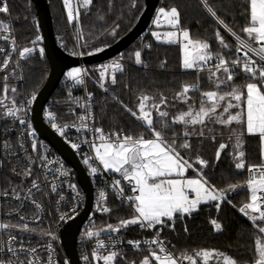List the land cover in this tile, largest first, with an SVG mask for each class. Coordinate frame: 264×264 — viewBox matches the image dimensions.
I'll return each mask as SVG.
<instances>
[{"label": "trees", "instance_id": "16d2710c", "mask_svg": "<svg viewBox=\"0 0 264 264\" xmlns=\"http://www.w3.org/2000/svg\"><path fill=\"white\" fill-rule=\"evenodd\" d=\"M47 1L56 42L64 50H69L71 40L61 4L58 0ZM8 4L20 45L22 47L32 45V39L40 34L33 4L30 0H8ZM205 5L212 8L216 13L215 17L208 12ZM173 7L179 13L180 22L177 28L187 30L194 41L209 44L208 51L212 58L208 62L213 64V67L199 71L184 69L180 43L157 40L152 35L153 32L147 33L117 54L124 60L119 73L105 75L101 80L96 71H90L87 88L92 99L94 124L110 133L150 138L153 136L152 129L129 111L131 109L138 113L140 98L145 95L150 97L147 104L152 112L153 128L162 130L168 143L175 140L176 150L191 165L188 167V175H198L212 188L224 192L220 202L202 204L191 214L181 216L177 213L172 220L164 221V235L170 239L174 253L180 258L191 257L196 264H201L196 259V254L202 248H212L226 254L235 261V264L243 261L257 264L259 259L257 242L263 244L264 241L260 239L255 222L239 209L249 203L248 169L263 165L260 136L249 135L245 131V126L237 122H232L228 126H220L208 119L203 124L195 125L175 122L176 116L189 109L198 111L202 102L208 106L207 98L203 95L205 92L215 91L223 95L231 92L233 88H238L245 95L247 83L257 82L259 85L258 76L252 77L231 63L239 57L242 64L245 59L244 52L247 51L235 37L239 36L240 40L253 47H259V44L243 32L245 27L250 26L249 0L159 2V8L169 10ZM143 8L144 0H91L87 8L78 14L77 32L81 52L85 55L112 44L133 26ZM217 19L222 20L224 24L217 23ZM155 29L159 30L160 27ZM217 31L228 47L221 45L216 36ZM141 45L144 67L132 64L134 51ZM238 47L241 48L240 52L236 51ZM218 57H223L228 62L233 80L220 83L226 80L227 73L222 69H216ZM257 66H264V63ZM22 69L24 89L35 95L49 71L45 55L40 57L37 52L29 53L22 60ZM101 84L104 86L101 87ZM185 85L195 87L190 89L186 97L178 96ZM63 97L64 90L59 85L48 101L59 122L63 118ZM161 98L164 99L163 104L160 103ZM152 105H159L160 111L168 113L167 117H160ZM46 123L51 125L49 121ZM163 123L168 127L162 128ZM226 129L230 131L227 132ZM186 131L189 133L187 136ZM238 134L242 135L243 146L236 149ZM185 142L190 145L187 149L180 147ZM221 144L226 147L220 149ZM218 150L219 159L216 155ZM237 151L245 154L243 157L245 167L241 169L235 167L239 162L236 158ZM197 157L207 161V165H200ZM231 185L238 187L232 189ZM217 203L220 205L219 209L216 207ZM110 204L111 212L100 219L99 225L118 226L121 220H127L133 215L129 207L113 199L110 200ZM212 220L221 224L220 230L215 229ZM134 227L135 225H130L127 228L130 230ZM125 251L127 252L121 251L118 254L119 257L113 264L138 263L139 259L149 254L147 251Z\"/></svg>", "mask_w": 264, "mask_h": 264}, {"label": "built area", "instance_id": "2783aa9c", "mask_svg": "<svg viewBox=\"0 0 264 264\" xmlns=\"http://www.w3.org/2000/svg\"><path fill=\"white\" fill-rule=\"evenodd\" d=\"M58 1L64 13L71 40L69 50L65 51L80 58L84 54L80 49L77 32L78 17L69 22L63 0ZM4 6H7L8 11L0 12V16L5 18L3 24L8 26V30L0 28V224H7L10 227L0 228V264H28L29 261H32V264H70L61 244L60 231L83 209L85 193L77 182L74 169L48 142L39 138L32 125L31 110L35 95L25 91L22 69V60L29 53L23 58L20 57L19 53L24 47L20 45L17 38L8 0H0V7ZM71 6L75 16L77 12L79 14L88 5L85 6L83 0H71ZM158 9H160L159 4L154 9L145 31L139 37L150 32L161 33L155 28L161 26L162 18L159 26L154 23ZM37 36L40 37L39 40H36ZM37 36L32 39V45L27 47L32 48V52H37L40 57H43L44 52L43 54L40 52V49H43L42 37L40 34ZM235 39L237 40L236 37ZM237 42L241 45L240 41L237 40ZM142 50V45L135 49L132 61L134 66H145ZM137 51L141 53L142 63L140 64L135 61ZM249 56L258 65L264 63L255 53H249ZM5 60L8 61L7 64L4 63ZM114 62H118L121 68L109 67L105 75L119 73L124 62L123 58L114 55L100 62L90 64L80 62L75 67L85 70L82 73L83 83H77L67 77V72L74 67L65 70L58 84L64 90V111L61 122L52 112L49 100L43 108L44 121L51 122L49 125L51 128H53V123L58 128H62V132L57 131L56 128L53 129L71 147L72 144L78 145L77 148H72L84 166L93 187L91 209L81 223L76 236V250L80 263L104 264V261L99 258L100 256L110 252H116L118 255L121 251L134 250L147 251L154 264L156 261L151 255L153 252L160 255L170 254L177 264H191L189 259L180 258L174 253L171 243L164 235L165 219H162V224L154 225L152 228L141 227L137 224L130 230L126 227L115 232L106 225L98 224L102 217L111 212L110 200L112 199L129 207L133 214L137 215L134 201L128 199L129 196L137 194L132 192L134 183L124 180L121 173L104 170L96 159L92 147L93 144L100 142L98 139L100 133L95 131L98 127L94 124L92 99L87 88V80L90 77V71H96L100 76V72L103 70L101 66L112 65ZM211 67L213 64L202 61L195 70ZM13 89L15 91H12ZM29 101L31 102L29 103ZM9 108L16 111L15 116L6 115ZM48 112L53 115L49 117L46 115ZM21 121L24 123L22 124ZM102 132L104 137L110 138L111 141L127 136L122 133H110L103 129ZM85 159L88 160V164L84 162ZM90 166L96 167L97 172L92 173ZM252 176L258 178L257 173L249 172L248 180ZM117 180L120 181L119 188L123 189V195H120L119 189L114 187V182ZM34 183L35 187H33ZM101 192L105 194L103 199L100 197ZM250 196L251 193L248 189L249 202ZM103 208H108L110 211L104 212ZM262 208H264V204H262ZM24 225L28 226L27 230L24 229ZM88 231H93L97 235L88 237L86 235ZM155 239L163 242V247L166 250L164 253L160 252L159 245L149 243ZM100 241L104 246L98 248L97 244ZM129 241H140L141 243L137 247L130 244ZM94 250L98 253L96 259L93 258ZM85 256L88 257L87 260L84 259ZM239 264L252 263L243 261Z\"/></svg>", "mask_w": 264, "mask_h": 264}, {"label": "snow or ice", "instance_id": "6c2138e0", "mask_svg": "<svg viewBox=\"0 0 264 264\" xmlns=\"http://www.w3.org/2000/svg\"><path fill=\"white\" fill-rule=\"evenodd\" d=\"M91 0H83L84 5H88ZM64 6L67 9V15L69 22H72L75 18L78 17V12L74 16L73 8L71 6V0H63ZM207 7L208 12L215 17L216 13L212 10L211 7ZM250 26L245 27L243 32L247 34L248 37L252 38L259 47H252L246 41L240 40V37L237 36V40L240 41L241 45L247 49L244 52L245 60L241 64L240 58L237 57L231 63L234 66L240 67L241 70L245 73L250 74L252 77H257L261 84H264V66H257L256 61L251 59L249 53H255L259 57L260 61H264V0H250ZM7 6L0 7V12H7ZM161 18L167 21V24L172 28H176L179 25V13L178 10L173 7L170 10H165L164 8L158 9L156 19L154 23L158 26L161 23ZM217 23L224 24L222 20L217 19ZM227 27V25H224ZM0 28H3L5 31L8 30V26L0 22ZM229 31H231L229 29ZM152 35L157 39H161V33L153 32ZM235 35V33H233ZM179 36L183 38L182 47L184 51L182 67L184 69H192L199 66L200 62L208 61L212 58V54L208 51L209 44L202 41H194L191 39L190 34L187 30H182L179 32ZM217 39L220 41L223 47H228L224 42L223 37L220 35L219 31L216 33ZM164 39L167 42H176L174 39L177 37V32L169 31L163 34ZM7 39V37H5ZM40 37H36V40H39ZM186 41V43H183ZM101 49H97L100 51ZM33 51L30 47H24L19 55L21 58L25 57L26 54ZM237 52L241 51V48L236 49ZM41 54L44 50L40 49ZM135 61L137 64L142 63L141 53L137 51L135 53ZM5 64L8 63L7 60L4 61ZM102 71L100 72V78L103 80L105 72L109 67L114 69H120L121 65L118 62H114L112 65H103ZM216 69H222L227 73L226 80L221 81L220 83H226L227 81L233 80V73L228 67V62L223 57H218V63L216 64ZM85 70L79 67H74L67 72V77L71 80H75L77 83H83L82 73ZM215 75V73H212ZM113 83L115 79L113 78ZM104 85L101 84V87ZM194 87L191 85H185L182 89V92L178 93V96H187V93L190 89ZM12 91H15L13 89ZM207 98V101L210 102L208 106L202 102L201 107L198 111L189 109L187 112H183L175 117L176 123L187 124H203L206 119H211L216 114V109L219 107V101H223L226 97H231L235 101H240L242 95H244L238 88H233L231 92L225 93L223 95L215 91H209L203 93ZM151 98L147 95L140 98L138 104V113L129 109L131 114L137 119L146 123V125L153 131V139H144L143 136L132 137L124 136L122 139L118 138L115 141H111L110 138H105L102 132V129H95L97 133H100L98 139H100V144H93L92 147L95 150L96 159L99 160L100 164L103 165L104 170H111L117 173H121L123 179L134 183L132 188L133 193H138L133 196H129L128 199L134 201L135 215L131 219L121 220L118 226L114 227L108 225V228L115 232L120 228H126L130 225L139 224L141 227L152 228L154 225L162 224V218L166 217L169 220H172L174 214H191L196 211L198 205L202 202L207 201H219L223 198V190L217 191L214 188L208 186V182L202 179H173V174L176 176H183L186 167H191L179 154L176 150L175 140L172 143H168L164 139V133L162 130H156L153 128V117L152 112L149 109L147 101ZM31 101H29L30 103ZM161 104L164 103V99L161 98ZM158 112L160 117H167L168 113L160 111L159 105H152ZM235 107V105L229 103L224 107V113H228L230 108ZM6 115L15 116L16 111L12 108H9L6 112ZM49 117L53 114L51 112L46 113ZM223 115V113L221 114ZM83 119V118H81ZM233 121L241 122L242 116L241 113L229 114L227 119H218L217 122L221 124H231ZM23 124L24 121H21ZM86 127V125H83ZM53 128H56L57 131L62 132V128H58L55 123L52 124ZM168 125L166 123L162 124V128H166ZM246 131L249 135L258 134L262 141H264V90L261 87H258L257 82H250L246 85ZM203 133H201L202 135ZM189 135L186 131L185 136ZM236 149L241 148L242 145V135L238 134L236 136ZM35 148V145H33ZM73 148H77V144H72ZM182 148H189L190 145L185 142L180 145ZM226 145L221 144L220 149H224ZM217 159L220 157V151L218 150ZM244 152L237 151L236 158L239 160L236 163L235 167L241 169L245 167L244 163ZM88 164V160L84 161ZM197 162L206 166L207 161L197 157ZM90 170L92 173L97 172L96 167H91ZM250 173H257V176H252L247 181V187L251 193L250 202L243 205L239 210L244 213L249 219L253 221H264V165L253 166L248 169ZM35 183L33 187H35ZM120 181L117 180L114 182V187L119 189V194L123 195V189L119 188ZM237 185H231L230 188L235 189ZM188 189H191L195 193V198H189ZM105 194L100 193L101 199H103ZM216 207L219 209L220 205L217 203ZM104 212L110 211L108 208L102 209ZM249 210H251L249 212ZM252 213H258L257 215H252ZM211 223L215 226V229L220 230L221 224L216 220H212ZM10 227L7 224H0V228L7 229ZM25 230L28 229L27 225L23 226ZM187 230V229H185ZM260 233H264V227L259 228ZM88 237L97 235L93 231H88L86 233ZM14 239V238H13ZM130 244L135 246L140 245V241H129ZM149 243L156 244L160 246V252L164 253L166 250L163 247V242L158 239L152 240ZM258 247L257 251L259 254V259L257 264H264V244L257 242ZM103 242L100 241L97 244V247H103ZM34 251V250H33ZM157 264H177V261L170 255H160L156 252L151 254ZM197 256L203 257L204 264H208V261L214 257L222 258L223 264H235V261L230 259L227 255L217 252L215 250L208 251L203 250L198 252ZM116 252H110L107 255L100 256L99 258L104 261V264H112L113 260L116 258ZM93 258H98V253L93 251ZM85 260L88 259L87 256L84 257ZM189 259L191 264H196V261L191 257H185ZM28 264H32V261H29ZM141 264H150L149 259L145 258Z\"/></svg>", "mask_w": 264, "mask_h": 264}, {"label": "water", "instance_id": "95a60500", "mask_svg": "<svg viewBox=\"0 0 264 264\" xmlns=\"http://www.w3.org/2000/svg\"><path fill=\"white\" fill-rule=\"evenodd\" d=\"M35 10L37 25L42 37L44 55L49 71L43 85L36 92L31 110V121L39 138L48 142L52 148L74 169L76 179L85 193V204L81 212L60 231L61 244L70 264H81L76 250V236L81 223L85 220L92 206L93 187L91 180L74 149L51 128L43 118L44 105L57 88L66 69L77 66L80 62L90 64L100 62L117 55L131 45L145 31L151 20L154 9L160 0H144V8L133 26L112 44L100 51L85 54L82 57L72 56L58 45L55 39L52 17L47 0H30ZM217 258H213L215 261Z\"/></svg>", "mask_w": 264, "mask_h": 264}, {"label": "rangeland", "instance_id": "374dc122", "mask_svg": "<svg viewBox=\"0 0 264 264\" xmlns=\"http://www.w3.org/2000/svg\"><path fill=\"white\" fill-rule=\"evenodd\" d=\"M170 10V9H169ZM164 21V20H163ZM166 21V20H165ZM0 22L4 23L5 22V18L0 16ZM166 25L167 24V21H166ZM161 41H165L167 42L165 39H160ZM176 41H178L176 39ZM181 43V42H180ZM182 49V48H181ZM184 55V53H183ZM258 87H261L262 90H264V84H261L259 83ZM207 105L210 104V102H206ZM229 103L235 105V107L233 108H230L229 109V112L228 113H224V107H226ZM241 113V116H242V121L241 122H237L238 124L240 125H244L245 126V131H246V93L244 96H242L241 100L240 101H235L234 99H232L231 97L229 98H226L225 100L223 101H219V107H217L216 109V114L213 118L211 119H208L210 120L211 122H214L216 124H219L220 126H228L229 124H221V123H218L217 120L218 119H227V116L229 114H236V113ZM223 113V115H221ZM233 122H236V121H233ZM227 132L230 131V129H226ZM247 133V131H246ZM258 135V134H256ZM261 139V138H260ZM101 142V141H100ZM100 142H97L95 143L96 145H99ZM261 144H262V162H263V165H264V141L261 140ZM95 151V150H94ZM96 155V154H95ZM99 161V160H98ZM102 165V164H101ZM103 166V165H102ZM107 171H110V172H114V171H111V170H107ZM251 210H249L250 212ZM252 215H257L258 216V213H252ZM135 216V214H133L129 219L133 218ZM248 217V216H247ZM249 218V217H248ZM251 220V219H250ZM253 221V220H252ZM256 226H257V229H258V232H259V228L260 227H264V221H254ZM259 235H260V239L262 238V240L264 241V233H260L259 232ZM264 244V243H263ZM203 250H208V251H212V250H215L217 251L216 249H212V248H202L201 251L199 252H202ZM226 255V254H224ZM147 256V257H146ZM145 258H148L149 259V262L152 263L153 259L152 257L148 254V255H144L141 259H139L138 263H133V264H141V262L145 259ZM214 258H217L215 261H213V258L210 259L208 261V264H223V260L222 258H218V257H214ZM196 259L201 263V264H204V261H203V257L202 255L201 256H197ZM219 261V262H218ZM218 262V263H217ZM154 264V263H153ZM157 264V262L155 263Z\"/></svg>", "mask_w": 264, "mask_h": 264}, {"label": "crops", "instance_id": "0c3cea01", "mask_svg": "<svg viewBox=\"0 0 264 264\" xmlns=\"http://www.w3.org/2000/svg\"><path fill=\"white\" fill-rule=\"evenodd\" d=\"M249 3H250V0H249ZM162 18V24L160 26V29L159 31L162 33V38L164 39L163 37V34L166 33V32H169V31H174V32H177V37H175L174 39L178 40L176 42L180 43V46L182 48V52L184 53L183 51V47H182V41H183V38L179 36V32L182 31L181 29L179 28H172L171 26L169 25H166V21ZM161 38V39H162ZM183 43H186V41H184ZM200 65V64H199ZM198 67V66H197ZM192 69H196V67L192 68ZM154 136L150 137V138H144V139H153ZM261 140V139H260ZM262 146V144H261ZM261 153H262V147H261ZM188 172H189V168L186 167L185 169V172H184V175L181 177V176H176L175 174H173L172 177H169V178H173V179H183V180H187V179H202L200 176L198 175H188ZM203 180V179H202ZM209 186V185H208ZM211 187V186H210ZM212 188V187H211ZM188 192H189V198L190 199H194L195 198V193L191 191V189H188ZM138 194V193H137ZM222 200V199H221ZM221 200L219 201H207V202H202L201 204H199L198 206L202 205V204H205V203H210V202H220ZM162 219H165V220H168V218L166 217H163Z\"/></svg>", "mask_w": 264, "mask_h": 264}, {"label": "bare ground", "instance_id": "6f19581e", "mask_svg": "<svg viewBox=\"0 0 264 264\" xmlns=\"http://www.w3.org/2000/svg\"><path fill=\"white\" fill-rule=\"evenodd\" d=\"M101 225V224H100ZM105 225V224H104ZM133 226V225H132ZM165 227V226H164ZM169 242H170V239H169ZM174 249V248H173ZM123 252H127V251H123ZM123 252H122V254H123ZM177 255V254H176ZM120 256H121V254H120ZM117 257H119L118 255H117ZM147 257V256H146ZM179 257V256H178ZM124 258V257H123ZM116 260V259H115ZM115 263V262H114ZM151 263V262H150ZM152 263H154V262H152ZM252 264H253V262H251Z\"/></svg>", "mask_w": 264, "mask_h": 264}]
</instances>
